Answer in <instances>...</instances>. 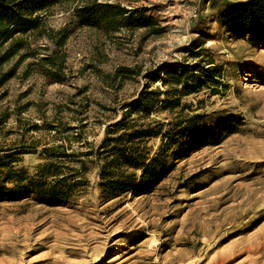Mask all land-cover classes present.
I'll return each mask as SVG.
<instances>
[{
  "label": "rangeland",
  "instance_id": "1",
  "mask_svg": "<svg viewBox=\"0 0 264 264\" xmlns=\"http://www.w3.org/2000/svg\"><path fill=\"white\" fill-rule=\"evenodd\" d=\"M243 1L117 0L154 19V34L85 27L63 4L41 13L36 31L15 35L22 48L0 67V148L24 150L14 165L26 179L61 145L92 163L61 205L0 193V264H264V43L220 26ZM195 66L215 83L139 123L166 132L179 112L198 115L218 141L171 160L147 193L103 198L86 154L144 88L165 90L168 70ZM160 140L147 142L150 156Z\"/></svg>",
  "mask_w": 264,
  "mask_h": 264
},
{
  "label": "trees",
  "instance_id": "2",
  "mask_svg": "<svg viewBox=\"0 0 264 264\" xmlns=\"http://www.w3.org/2000/svg\"><path fill=\"white\" fill-rule=\"evenodd\" d=\"M63 4L75 5L74 17L85 27L109 32L144 29L154 34L157 31L154 19L137 14L136 9H128L117 0H0V67L22 48L15 35L36 31L41 13ZM220 26L232 37L246 39L252 46L264 43V0L230 4L220 16ZM209 81L215 80L208 73L199 72V67L195 66L193 73L184 68H171L161 79L165 90L144 88L136 99L125 105L122 119L105 129L101 146L86 154L99 167L98 187L103 198L114 199L134 189L147 193L168 174L171 160L185 158L191 151L218 141V135L204 125L205 118L198 115L179 112L166 132L162 131L163 123H139L147 120L159 106L170 112L176 110L181 96L197 93ZM158 137L160 147L150 156L146 144ZM23 151L0 148V193L9 200L25 195L24 198H32L38 204L67 203L83 184L77 176L84 175L87 163H92V159L82 161L73 153H66L61 145L45 150L44 163L38 167L36 178L26 179L14 165L25 154Z\"/></svg>",
  "mask_w": 264,
  "mask_h": 264
}]
</instances>
